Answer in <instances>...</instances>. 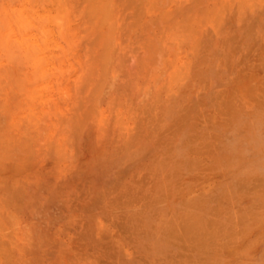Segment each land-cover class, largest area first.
Here are the masks:
<instances>
[{"label":"rangeland","instance_id":"374dc122","mask_svg":"<svg viewBox=\"0 0 264 264\" xmlns=\"http://www.w3.org/2000/svg\"><path fill=\"white\" fill-rule=\"evenodd\" d=\"M263 29V0H0V264H264Z\"/></svg>","mask_w":264,"mask_h":264},{"label":"bare ground","instance_id":"6f19581e","mask_svg":"<svg viewBox=\"0 0 264 264\" xmlns=\"http://www.w3.org/2000/svg\"><path fill=\"white\" fill-rule=\"evenodd\" d=\"M237 1H239V0H237ZM263 1H264V0H263ZM233 2H234V1H233ZM226 6H227V5H226ZM258 6H259V5H258ZM232 7H233V6H232ZM104 8H105V7H104ZM104 8H103V9H104ZM97 9H98V8H97ZM251 9H252V8H251ZM261 9H262V8H261ZM104 10H106V9H104ZM218 10H219V9H218ZM218 10H217V11H218ZM249 10H250V9H249ZM228 11H231V10H228ZM235 11H236V10H235ZM106 12H107V11H106ZM231 12H233V11H231ZM99 13H100V12H99ZM228 13H229V12H228ZM233 13H235V12H233ZM256 13H257V12H256ZM236 15H237V12H236ZM223 16H224V13H223ZM223 16H221V17H223ZM226 16H227V15H226ZM250 16H251V15H250ZM218 18H219V17H218ZM233 18H235V17H233ZM247 18H248V17H247ZM255 18H256V17H255ZM216 19H217V18H216ZM219 19H220V18H219ZM248 19H249V18H248ZM248 19H247V22H248ZM260 19H261V18H260ZM222 20H223V18H222ZM225 20H226V19H225ZM225 20L223 21L224 23H225ZM232 20H233V19H232ZM211 21H212V19H211ZM250 21H251V20H250ZM258 21H259V20H258ZM230 22H231V21H230ZM259 22H260V21H259ZM211 23H212V22H211ZM219 23H220V22H219ZM207 24H208V23H207ZM216 24H217V23H216ZM220 24H221V23H220ZM238 24H239V23H238ZM251 24H252V23H251ZM251 24H250V26H251ZM217 25H218V24H217ZM229 25H231V23H229ZM244 25H245V24H244ZM223 26H224V25H223ZM231 26H233V25H231ZM234 26H235V24H234ZM226 27H227V26H226ZM252 27H253V25L251 26V28H252ZM231 28H232V27H231ZM211 29H212V27H211ZM211 29H210V30H211ZM229 29H230V27H229ZM252 30H253V29H252ZM263 30H264V29H263ZM221 31H222V30H221ZM226 32H227V31H226ZM204 33H205V32H204ZM208 33H209V32H208ZM210 33H211V32H210ZM219 33H220V32H219ZM254 33H255V32H254ZM236 35H237V34H236ZM238 35H239V34H238ZM262 35H263V34H262ZM33 36H34V35H33ZM230 37H231V36H230ZM238 37H239V36H238ZM245 38H246V37H245ZM245 38H244V39H245ZM228 39H229V38H228ZM233 39H234V38H233ZM230 41H232V40L230 39ZM233 41H234V40H233ZM253 41H254V40H253ZM258 41H259V40H258ZM260 41H261V40H260ZM199 42H200V41H199ZM227 42H228V41H227ZM235 42H237V39H236ZM202 43H203V42H202ZM241 43H242V42H241ZM244 43H245V42H244ZM256 43H257V42H256ZM263 43H264V42H263ZM239 44H240V43H239ZM41 46H42V45H41ZM206 46H207V45H206ZM206 46H205V47H206ZM250 46H251V45H250ZM263 46H264V45H263ZM158 47H159V46H158ZM232 48H233V47H232ZM232 48H229V49H232ZM253 48H254V47H253ZM261 48H262V47H261ZM201 49H202V48H201ZM242 49H243V48H242ZM161 50H162V49H161ZM226 50H227V49H226ZM251 50H252V49H251ZM263 51H264V50H263ZM154 52H155V51H154ZM160 52H161V51H160ZM244 52H245V51H244ZM250 52H251V51H250ZM248 53H249V52H248ZM159 54H160V53H159ZM237 54H238V53H237ZM244 54H246V53H244ZM261 54H262V53H261ZM257 55L262 56V55H260V54H257ZM250 56H251V55H249V57H250ZM249 57H248V58H249ZM242 58H243V57H242ZM250 58H251V57H250ZM250 58H249V59H250ZM256 58H257V57H256ZM262 59H263V58H262ZM252 60H253V59H252ZM248 61H249V60H248ZM248 61H247V62H248ZM263 61H264V60H263ZM202 62H203V61H202ZM247 62H246V63H247ZM253 62H254V61H253ZM242 63H243V62H242ZM248 63H250V62H248ZM255 63H256V62H255ZM261 63H262V62H261ZM239 64H240V63H239ZM262 64H264V63H262ZM236 65H238V64H236ZM245 66H246V64H245ZM240 67H241V66H240ZM254 67H256V66H254ZM249 68H250V67H249ZM263 68H264V67H263ZM215 69H216V68H215ZM252 69H253V67H252ZM259 69H260V68H259ZM150 70H151V69H150ZM263 70H264V69H263ZM243 71H245V70H243ZM209 72H210V71H209ZM209 72H208V73H209ZM248 72H249V71H248ZM259 72H260V71H259ZM178 73H179V72H178ZM218 73H219V72H218ZM243 73H244V72H243ZM256 73H257V70H256ZM249 74H251V73H249ZM208 75H209V74H208ZM248 76H249V75H248ZM185 77H186V76H185ZM253 77H254V76H253ZM174 78H175V77H174ZM242 78H243V77H242ZM261 78H262V77H261ZM261 78H260V79H261ZM245 79H246V77H245ZM247 79H248V78H247ZM251 79H252V78H251ZM251 79H250V80H251ZM216 82H217V81H216ZM231 87H232V86H231ZM250 87H253V86H250ZM256 87H257V86H256ZM257 88H258V87H257ZM250 90H251V89H250ZM259 90H260V89H259ZM252 91H253V89H252ZM252 91H251V92H252ZM166 92H167V91H166ZM254 92H255V90H254ZM254 92H252V93H254ZM262 92L264 93V91H262ZM217 93H218V92H217ZM229 93H230V92H229ZM237 93H238V92H237ZM247 93H248V92H247ZM260 93H261V92H260ZM149 94H150V93H149ZM239 94H240V93H239ZM242 94H243V93H242ZM219 95H220V94H219ZM255 95H256V94H255ZM255 95L253 94V97H252V98H254ZM262 95H263V94H262ZM199 96H200V95H199ZM236 96H237V95H236ZM243 96H244V94H243ZM238 97H239V96H238ZM256 97H257V96H255V99H253V100H256ZM229 98H230V97H229ZM229 98H227V99H229ZM239 99H240V98H239ZM258 99H260V98H258ZM229 100H230V99H229ZM229 100H228V101H229ZM253 100H252L251 102L254 103ZM14 101H15V100H14ZM145 101H146V100H145ZM226 101H227V100H226ZM226 101H224V102H226ZM230 101H232V103H233V100H230ZM261 102H262V101H260V103H261ZM229 103H230V102H229ZM232 103H231V104H232ZM247 103H248V102H246V104H247ZM186 104H187V103H186ZM226 104H227V103H226ZM244 104H245V103H244ZM187 105H188V104H187ZM233 105H234V104H233ZM242 105H243V103H242ZM256 105L258 106V104H256ZM261 105H262V103H261ZM261 105H259V107H260ZM183 106H184V105H183ZM235 106H236V105H235ZM244 106H245V105H244ZM263 106H264V104L262 105V107H263ZM191 107H192V106H191ZM227 107H228V106H227ZM233 107H234V106H233ZM239 107H240V105H239ZM231 108H232V107H231ZM234 108H235V107H234ZM234 108H233V109H234ZM236 108H237V107H236ZM247 108H248V107H247ZM225 109H226V108H225ZM233 109H232V110L230 109V110L233 111ZM250 109H251V108H250ZM226 110H227V109H226ZM243 110H244V109H243ZM252 110H253V109H252ZM252 110H251V111H252ZM263 110H264V109H263ZM239 111H240V110H239ZM248 111H249V110H248ZM241 112H242V111H241ZM249 112H250V111H249ZM262 112H263V111H262ZM224 113H226V116H227V118H228V115H227L228 112L226 111V112H224ZM254 113H255V112H254ZM238 114H239V113H238ZM249 114H250V113H249ZM259 114H260V113H259ZM244 116H245V115H244ZM256 116H257V115H256ZM235 117H236V116H235ZM260 117H261V116H260ZM224 118H225V117H224ZM174 119H175V118H174ZM194 119H195V118H193V120H194ZM221 119H222V118H221ZM231 119H232V118H231ZM235 119H236V118H235ZM187 120H188V119H187ZM224 120H225V119H224ZM228 120H229V118H228ZM228 120H227V121H228ZM198 121H199V120H198ZM241 121H242V120H241ZM170 122H171V121H170ZM200 122H201V121H200ZM255 122H256V121H255ZM229 123H230V122H229ZM188 124H189V123H188ZM203 124H204V123H203ZM250 124H251V123H250ZM151 125H152V124H151ZM168 125H169V124H168ZM168 125H167V126H168ZM170 125H171V124H170ZM217 125H218V123H217ZM222 125H223V123H222ZM222 125H221V126H222ZM226 125H227V124H226ZM237 125H238V124H237ZM157 126H158V125H157ZM219 126H220V125H219ZM221 126H220V127H221ZM242 126H243V125H242ZM247 126H248V125H247ZM249 127H250V126H249ZM251 127H252V126H251ZM251 127H250V128H251ZM199 128H200V127H199ZM209 128H210V126H209ZM215 128H216V127H215ZM239 128H240V127H239ZM241 128H242V127H241ZM244 128H245V127H244ZM210 129H211V128H210ZM245 129H247V128H245ZM197 130H198V129H197ZM241 130H242V129H241ZM163 131H164V130H163ZM201 131H202V129H201ZM251 131H252V130H251ZM159 132H160V131H159ZM202 132H204V131H202ZM213 132H214V131H213ZM236 134H237V133H236ZM154 135H155V134H154ZM193 135H194V134H193ZM196 135H197V134H196ZM198 135H200V134H198ZM206 135H207V134H206ZM206 135H205V136H206ZM213 135H214V133H213ZM213 135H212V136H213ZM218 135H219V134H218ZM158 136H159V135H158ZM195 137H197V136H195ZM202 137H203V136H202ZM158 138H159V137H158ZM158 138H157V139H158ZM198 138H199V137H198ZM216 138H217V137H216ZM223 138H224V137H223ZM254 138H255V137H254ZM190 139H191V138H190ZM208 139H209V138H208ZM251 139H252V138H251ZM256 139H257V138H256ZM257 140H258V139H257ZM259 140H260V139H259ZM188 141H189V140H188ZM195 141H196V140H195ZM217 141H218V140H217ZM219 141H220V140H219ZM254 141H255V139H254ZM158 142H160V141H158ZM196 142H197V141H196ZM215 142H216V141H215ZM248 142H249V141H248ZM191 143H192V141H191ZM159 144H160V143H159ZM159 144L157 143L156 145H159ZM197 144H198V143H197ZM203 144H204V142H203ZM248 144H249V143H248ZM204 145H205V144H204ZM210 145H212V144L210 143ZM217 145H218V144H217ZM123 146H124V145H123ZM190 146H191V145H190ZM192 146H193V145H192ZM206 146H207V145H206ZM206 146H205L204 149L207 148ZM124 147H126V146H124ZM196 147H197V146H196ZM209 148H210V147H209ZM217 148H218V147H217ZM222 148H223V147H222ZM124 149H125V148H124ZM126 149H127V148H126ZM210 149H211V148H210ZM261 149H263V148H261ZM199 150H200V149H197V151H199ZM221 150H222V149H221ZM123 151H126V150H123ZM127 151H128V150H127ZM127 151H126V152H127ZM169 151H170V149H169ZM191 151H193V150H191ZM197 151L194 150V152H197ZM204 151H205V150H204ZM204 151H203V152H204ZM206 151H207V150H206ZM219 151H220V150H219ZM219 151H218V152H219ZM223 151H224V150H223ZM207 152H209V150H208ZM211 152H213V149H212ZM225 152H226V150H225ZM259 152H260V151H259ZM200 153H201V152L199 151L198 154H200ZM204 153L206 154V152H204ZM223 153H224V152H223ZM192 154H193V153H192ZM194 154H195V153H194ZM196 154H197V153H196ZM202 154H203V153H202ZM125 155H126V154H125ZM129 155H130V154H129ZM239 155H240V154H239ZM257 155H258V154H257ZM259 155H260V154H259ZM188 156H189V155H188ZM228 156H229V154H228ZM216 157H217V156H216ZM246 158H247V157H246ZM258 158H259V157H258ZM195 159H196V158H195ZM227 160H228V159H227ZM244 160H245V159H244ZM260 160H261V159H260ZM172 161H173V160H172ZM172 161H170V162H172ZM240 161H242V159H241ZM255 161H256V160H255ZM170 162H169V163H170ZM197 162H198V161H197ZM217 162H218V160H217ZM251 162H253V161H251ZM161 163H163V162H161ZM174 163H175V162H174ZM192 163H193V162H192ZM203 163H204V162H203ZM180 164H181V163H180ZM240 164H241V163H240ZM258 164H259V163H258ZM163 165H164V164H163ZM178 165H179V164H178ZM193 165H194V164H193ZM168 166H169V165H168ZM172 166H174V165H172ZM189 166H190V165H189ZM227 166H230V165H228V163H227ZM241 166H242V164H241ZM263 166H264V165H263ZM159 167H160V166H159ZM259 167H260V166H259ZM163 168H164V166H163ZM175 168H176V167H175ZM181 168H182V167H181ZM185 168H186V167H185ZM218 168H219V167H218ZM225 168H227V167L225 166ZM231 168H233V167H231ZM246 168H247V167H246ZM261 168H262V167H261ZM191 169H192V168H191ZM173 170H174V169H173ZM217 170H218V169H217ZM247 170H248V169H247ZM254 170H255V168H254ZM260 170H261V169H260ZM163 171H164V170H163ZM225 171H226V170H225ZM228 171H229V170H228ZM230 171H231V170H230ZM236 171H237V170H236ZM256 171H259V170H256ZM221 172H222V171H221ZM223 172H224V170H223ZM232 172H234V171H232ZM103 173H104V172H103ZM242 173H243V172H242ZM182 174H183V173H182ZM236 174H237V173H236ZM238 174H239V173H238ZM261 174H262V173H261ZM263 174H264V173H263ZM167 175H168V174H167ZM177 175H178V174H177ZM244 175H245V174H244ZM244 175H243V176H244ZM256 175H257V174H256ZM142 176H143V175H142ZM144 177H145V175H144ZM173 177H174V175H173ZM142 178H143V177H142ZM145 178H146V177H145ZM167 178H169V177H167ZM140 179H141V178H140ZM152 179H153V178H152ZM154 180H155V179H154ZM154 180H153V182H154ZM160 180H161V179H160ZM163 180H164V179H163ZM173 180H174V179H173ZM256 180H257V179H256ZM256 180H255V181H256ZM229 181H230V180H229ZM246 182H247V181H246ZM121 183H122V182H121ZM227 183H228V182H227ZM156 184H157V183H156ZM179 184H180V183H179ZM179 184H177V185H179ZM249 184H252L251 181H250ZM120 185H121V184H120ZM120 185H118V187H119ZM132 185H133V184H132ZM138 185H139V184H138ZM152 185H153V184H152ZM173 185H175V184H173ZM222 185H223V184H222ZM236 185H237V183H236ZM159 186H160V185H159ZM239 186H240V185H239ZM252 186H254V187L256 188V186H255L254 184H252ZM257 186H258V185H257ZM262 186H263V185H261L260 188H261ZM173 187H174V186H173ZM185 187H186V186H185ZM187 187H188V186H187ZM237 187H238V186H237ZM241 187L244 188V186H241ZM116 188H117V187H116ZM137 188H138V187H137ZM141 188H142V187H141ZM219 188H220V187H219ZM238 188H239V187H238ZM238 188H237V189H238ZM248 188H249V187H248ZM255 188H254V189H255ZM258 188H259V187H258ZM135 189H136V187H135ZM175 189H176V187H175ZM177 189H178V188H177ZM183 189H184V188H183ZM185 189H186V188H185ZM188 189H189V188H188ZM190 189H192V188H190ZM217 189H218V187H217ZM234 189H235V188H234ZM250 189H252V188L250 187ZM114 190H115V189H114ZM114 190H113V191H114ZM116 190H117V189H116ZM133 190H134V189H133ZM160 190H161V189H160ZM170 190H171V188H170ZM149 191H151V190H149ZM229 191H230V190H229ZM235 191H236V190H235ZM240 191H241V189H240ZM245 191H246V189H245ZM260 191H261V190H260ZM262 191H263V190H262ZM262 191H261V192H262ZM133 192H134V191H133ZM133 192H132V193H133ZM156 192H157V191H156ZM162 192H163V191H162ZM178 192H179V191H178ZM180 192H181V191H180ZM248 192H249V190H248ZM250 192H251V191H250ZM253 192H257V191L254 190ZM258 192H259V191H258ZM263 192H264V191H263ZM137 193H138V192H137ZM213 193H215V192L213 191ZM220 193H221V192H220ZM230 193H231V192H230ZM234 193H235V192H234ZM113 194H114V193H113ZM116 194H117V193H116ZM116 194H115V195H116ZM128 194H129V193H128ZM139 194H140V192H139ZM139 194H138V195H139ZM149 194H150V193H149ZM161 194H162V193H161ZM177 194H178V193H177ZM177 194H176V195H177ZM254 194H255V193H254ZM117 195H118V194H117ZM121 195H122V194H121ZM121 195H120V196H121ZM221 195H222V194H221ZM223 195H224V194H223ZM230 195H231V194H230ZM120 196H119V197H120ZM126 196H127V195H126ZM126 196L123 195L122 198H125ZM155 196H156V194H155ZM174 196H175V195H174ZM209 196H210V195H209ZM219 196H220V195H219ZM251 196H252V195H251ZM119 197H117V198L119 199ZM201 197H202V196H201ZM203 197H204V196H203ZM231 197H232V196H231ZM233 197H234V196H233ZM112 198H113V197H112ZM130 198H131V197H130ZM145 198H146V197H145ZM239 198H240V197H239ZM110 199H111V198H110ZM115 199H116V198H115ZM132 199H133V198H132ZM137 199H138V198H137ZM156 199H157V198H156ZM208 199H210V198H208ZM217 199H218V198H217ZM258 199H259V198H258ZM113 200H114V199H113ZM116 200H117V199H116ZM154 200H155V199H154ZM158 200H159V198H158ZM162 200H163V199H162ZM195 200H196V199H195ZM109 201H110V200H109ZM141 201H142V198H141ZM234 201H236V200H234ZM254 201H255V200H254ZM258 201H259V200H258ZM189 202H190V201H189ZM194 202H196V201H194ZM134 203H135V202H134ZM137 203H138V202H137ZM192 203H193V202H192ZM256 203H258V202H256ZM155 204H156V203H155ZM196 204H197V203H196ZM207 204H208V203H207ZM121 205H122V203H121ZM126 205H130V204H128V202H127ZM107 206H108V205H107ZM109 206H110V205H109ZM131 206H132V205H131ZM140 206H141V205H140ZM182 206H183V205H182ZM105 207H106V205H105ZM129 207H130V206H129ZM138 207H139V206H138ZM194 207H196V206H194ZM252 207H254V206H252ZM252 207H251V208H252ZM255 207H256V206H255ZM175 208H177V207H174V209H175ZM184 208H185V207H184ZM188 208H190V207H188ZM89 209H90V208H89ZM208 209H209V208H208ZM253 209H254V208H253ZM253 209H251V210H253ZM263 209H264V208H263ZM146 210H147V209H146ZM140 211H141V210H140ZM207 211H208V210H207ZM245 211H246V210H245ZM263 211H264V210H263ZM107 212H108V211H107ZM237 212H238V211H237ZM261 212H262V211H261ZM105 213H106V212H105ZM128 213H129V212H128ZM132 213H133V212H132ZM148 213H150V212H148ZM165 213H166V212H165ZM190 213H191V212H190ZM201 213H202V211H201ZM238 213H239V212H238ZM249 213H250V212H249ZM103 214H104V213H103ZM174 214H175V213H174ZM193 214H194V213H193ZM221 214H222V213H221ZM262 214H264V213H262ZM104 215H105V214H104ZM142 215H143V214H142ZM216 215H218V214H216ZM240 215H241V214H240ZM132 216H133V215H132ZM140 216H141V214H140ZM128 217H129V216H128ZM173 217H174V216H173ZM219 217H220V216H219ZM256 217H257V216H256ZM124 218H125V217H124ZM163 218H164V217H163ZM217 218H218V217H217ZM236 218H237V217H236ZM241 218H242V217H241ZM257 218H260V216L257 217ZM109 219H110V218H109ZM131 219H132V218H131ZM141 219H144V217H143V218L141 217ZM171 219H172V218H171ZM191 219H192V218H191ZM226 219H227V218H226ZM245 219H247V218L245 217ZM245 219L243 218V220H245ZM132 220H133V219H132ZM134 220H135V219H134ZM136 220H137V219H136ZM138 220H140V219H138ZM168 220H169V219H168ZM201 220H202V219H201ZM232 220H233V219H232ZM239 220H241V219H239ZM249 220H252V219L250 218ZM249 220H248V221H249ZM253 220H254V219H253ZM259 220H260V219H259ZM263 220H264V218H263ZM175 221H176V220H175ZM195 221H197V220H195ZM195 221H194V222H195ZM205 221H206V220H205ZM241 221H242V220H241ZM256 221H258V220H256ZM115 222H116V221H115ZM159 222H160V221H159ZM162 222L165 223L164 221H162ZM194 222L192 221L193 224H194ZM199 222H200V221H199ZM213 222H215V221H213ZM222 222H223V221H222ZM225 222H227V221H225ZM228 222H229V221H228ZM233 222H234V221H233ZM238 222H239V221H238ZM245 222H246V221H245ZM250 222H251V221H250ZM136 223H138V221H137ZM156 223H157V222H156ZM176 223H177V222H176ZM216 223H217V222H216ZM243 223H244V222H243ZM139 224H140V223H139ZM146 224H148V223L146 222ZM218 224H219V223H218ZM237 224H238V223H237ZM179 225H180V223H179ZM187 225H188V226H192V225L188 224V222H187ZM194 225H195V224H194ZM232 225H234V224H232ZM235 225H236V224H235ZM239 225H240V222H239ZM239 225H238V226H239ZM242 225H243V224H242ZM155 226H156V225H155ZM180 226H181V225H180ZM183 226H184V228H185L186 223H185V225L182 224L181 227H183ZM188 226H187V228L189 229ZM211 227H213V226H211ZM149 228H150V227H149ZM190 228H191V227H190ZM194 228H196V226L192 227V229H194ZM197 228H198V227H197ZM199 228H201V227L199 226ZM199 228H198V229H199ZM227 228H228V227H227ZM232 228H233V226H232ZM239 228H240V227H239ZM246 228H247V227H246ZM162 229H163V228H162ZM179 229H180V228H179ZM181 229H182V228H181ZM181 229H180V230H181ZM192 229H190V230H192ZM218 229H219V228H218ZM218 229H217V230H218ZM229 229H230V227H229ZM229 229H228V231H230ZM160 230H161V229H160ZM185 230H187V229L185 228L183 231H185ZM196 230H197V229H196ZM196 230H192V234H193V231H196ZM199 230H200V229H199ZM240 230H242V229H240ZM133 231H134V230H133ZM152 232H153V231H152ZM186 232H187V231H186ZM189 232H191V231H189ZM189 232H188V234H190V236H191V233H189ZM198 232H199V231H198ZM203 232H205V231H203ZM221 232H222V231H220V233H221ZM242 232H243V231H242ZM195 233H196V232H194V235H195ZM205 233H207V232H205ZM157 234H158V233H157ZM161 234H162V233H161ZM172 234H173V233H172ZM201 234H202V233H201ZM236 234H237V233H235V235H236ZM143 235H144V234H143ZM165 235H166V234H165ZM152 236H153V235H152ZM184 236L187 237V235H184ZM188 236H189V235H188ZM233 236H234V235L232 234V236L230 235V237L227 236L226 238H227V239H228V238H233ZM236 236H237V235H236ZM186 237H185V238H186ZM123 238H124V237H123ZM211 238H212V237H211ZM211 238H210V239H211ZM217 238H218V237H217ZM156 239H157V238H156ZM186 239H187V238H186ZM188 239H189V237H188ZM210 239H208V240H210ZM191 240H192V238H191ZM228 240H229V239H228ZM228 240H227V241H228ZM231 240H232V239H231ZM183 241H184V240H183ZM194 241H195V240H194ZM219 241H220V240H219ZM187 242L190 243V241H187ZM192 242H193V240H192ZM185 243H186V242H185ZM193 243H194V242H193ZM212 243L215 244V241H214V242H209V244H212ZM198 245H199V244H198ZM190 247H191V246H190ZM185 248H186V247H185ZM185 248H184V250H185ZM192 248H193V247H192ZM189 249H190V248H189ZM221 249H222V248H221ZM190 250H191V249H190ZM187 251H188V250H187ZM212 251H213V250H212ZM212 251H211V252H212ZM192 252H193V249H192ZM196 252H198V251H196ZM189 253H190V252H189ZM193 253H194V252H193ZM204 253H205V251H204ZM219 253H221V252L219 251ZM197 254H198V253H197ZM205 254H206V253H205ZM183 255H184V254H183ZM198 255H199V254H198ZM211 255H212V253H211ZM213 255H214V254H213ZM168 256H169V255H168ZM180 256H182V255H180ZM193 256H194V255H193ZM205 256H207V255H205ZM209 257H210V256H209ZM211 257H212V256H211ZM199 258H200V257H199ZM201 258H203V257H201ZM213 258H214V257H213ZM197 260H198V259H197ZM202 260H203V259H202ZM216 261H217V260H216ZM219 261H220V260H219ZM219 261H218V262H219ZM213 263H214V262H213ZM219 263H220V262H219Z\"/></svg>","mask_w":264,"mask_h":264}]
</instances>
